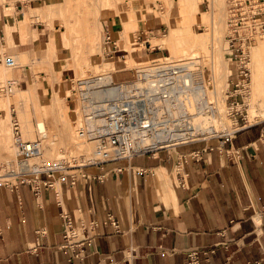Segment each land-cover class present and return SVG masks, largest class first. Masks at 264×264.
<instances>
[{
    "label": "crops",
    "instance_id": "crops-1",
    "mask_svg": "<svg viewBox=\"0 0 264 264\" xmlns=\"http://www.w3.org/2000/svg\"><path fill=\"white\" fill-rule=\"evenodd\" d=\"M26 1L33 8L44 0ZM4 24L5 16L1 36ZM34 30L21 36V52L38 54L37 44L47 41ZM121 50L114 57L129 54ZM212 144L200 160L181 165L182 181L176 162L203 144L135 156L120 172L105 167L102 180L98 168L76 167L52 175L38 195L27 184H0V264H185L193 249L214 250L199 264H264V118L245 123L225 145L238 156ZM61 212L87 225L81 260L68 261ZM109 213L120 233L103 224Z\"/></svg>",
    "mask_w": 264,
    "mask_h": 264
},
{
    "label": "rangeland",
    "instance_id": "rangeland-1",
    "mask_svg": "<svg viewBox=\"0 0 264 264\" xmlns=\"http://www.w3.org/2000/svg\"><path fill=\"white\" fill-rule=\"evenodd\" d=\"M110 1L51 0L45 2L44 0L32 2L31 6L35 8H29L30 3L26 0H0V17L5 16V24L3 26L5 32L3 36L0 35V38L2 37L0 59L3 60L5 56H10L16 61V67L14 68L6 67L0 61V120L4 118L5 122L3 124H6L5 136L0 143V175L2 166L17 157L12 137L11 122L13 118L17 119L24 139H39L41 141L43 162H40V164L46 163V167L60 165L59 168L52 171V175L55 177L60 173L69 172V170H73L76 166L86 162L93 145L90 143L81 145L85 141L82 137H77V132L83 124L82 110L75 97L71 94V89L76 88L78 80L106 73H110L111 77L114 73L113 77L115 80L129 78L130 72L128 70L117 72L124 68L123 59H129V62L133 65L132 68H134L161 56L180 58L171 56L168 49L164 47L165 35L170 28L176 30V41H184L189 35L191 39L192 34L194 41L200 42L205 46L206 51L210 54L212 49L211 25L216 10L218 12L215 1L189 0L193 3L191 12L187 11L186 0H142L139 4L142 3L143 6L138 11L136 7L135 9H129L130 7L126 2L121 3L120 1V3H116L119 11L116 16H113L114 14L110 12ZM227 1L222 0L221 3L224 4V7L222 4L219 6L222 10L225 9V16H223L226 19L224 20L226 22L223 23V27L225 26L223 28V39L225 42H227L229 32ZM27 7L29 10H26ZM7 10L11 14L7 13ZM132 13H135L134 17L132 15H130L132 17H129L128 15ZM166 18L168 19L166 20ZM6 20L11 22L9 27H6ZM96 21L97 25L92 26L88 39L87 29ZM67 23H69V27ZM31 28L35 29L32 32L34 34L37 31L44 32V38L47 40L42 43L38 42L39 44L36 43L40 49L38 54L23 53L21 52L22 47H18V43L23 41L21 36L26 35ZM106 30H110L115 36L117 47L129 52L126 57H121L120 59V57L106 56V53L110 52L109 45H106L103 39V32ZM136 36H139L140 39L134 41ZM257 37L264 40V35ZM154 38L162 41L157 42ZM146 39H148V44L140 46L139 42H143L142 40ZM228 52L230 55L229 50ZM191 53H197L204 57L202 50H190L188 55L190 56ZM205 62L209 63L207 60ZM228 65H230V62ZM248 67L252 74L249 65ZM207 68L205 67L204 70L206 78L211 74L210 69L208 68V70ZM230 73L229 69V75ZM63 81L67 84L68 89L66 90L62 88L61 84ZM50 82L52 84L51 87ZM50 88L51 90H49ZM247 88L245 98L243 96L244 91L240 92L243 96V101L250 100L251 88L248 85ZM9 89H12V92ZM209 89L211 94L215 90L217 95L225 91V89L221 92L213 88ZM48 105L54 110L50 109ZM61 107L66 108L67 119L76 123V129L73 134L76 133L74 134L75 142L77 144L80 143L81 147L79 146L74 152L71 147L65 146L60 138L63 134V125L61 124L65 120ZM76 109L79 112L77 118L74 115ZM238 109L242 110V117L245 119L240 121L239 124L244 121L247 124L263 119L264 91L261 97L256 98L254 110L250 111L251 108L248 105H243ZM46 111L49 113L48 117L45 115ZM53 117H55L54 122ZM39 121L44 122L46 127L44 135L37 131L36 125ZM53 124L55 131L58 133L56 137L59 139L55 152L52 150L53 145L49 139L50 133L48 132L49 134L45 135L47 131H51V125ZM233 126L237 127V125ZM6 149L7 152H5ZM67 167L70 168L66 169ZM45 175L46 173H43V176Z\"/></svg>",
    "mask_w": 264,
    "mask_h": 264
},
{
    "label": "built area",
    "instance_id": "built-area-1",
    "mask_svg": "<svg viewBox=\"0 0 264 264\" xmlns=\"http://www.w3.org/2000/svg\"><path fill=\"white\" fill-rule=\"evenodd\" d=\"M227 2L229 28L227 44L230 50L228 63L230 62L231 73L227 80L228 91L225 94L224 106L230 127L222 125L223 120L220 118L217 103L204 93L203 57L197 53L180 58L161 56L134 68L117 71L128 70L129 78L115 80L113 73L111 77L113 84L119 89L114 100H107L102 104L96 103L91 92L96 87L104 86V82L96 84L97 78L105 79L103 74L77 81L76 88L71 89V94L82 110L83 125L79 128V134L92 140L94 147L86 162L76 167H96L101 171L96 178L102 180L108 173L104 172L105 167L109 166L112 171L120 172L123 165L135 156L154 155L161 150L172 151L180 146L203 144L202 149L190 151L176 162V170L182 181L185 175L180 174L181 165L187 159L200 160L204 150H212L215 147L213 141L217 142L227 155L238 156V151L224 147L245 124V121L239 124L240 121L245 120L242 117V110L238 109L243 106V103L240 104L243 102L240 92L250 81L251 71L248 67L250 55L247 51L250 36L264 35V0H228ZM103 39L110 48L106 56L114 57L117 53L125 52L117 47L115 36L110 30L103 32ZM136 39L139 40V36H136ZM142 41L145 45L148 44L147 40ZM0 61L6 67H13L15 64L10 56H5ZM206 79V86L209 87V77ZM204 101H208L213 108L216 120L215 131L208 136L202 134L199 120L197 124L194 123L192 112L195 111V115L201 118ZM97 115L102 116L103 120L96 124L97 120H100ZM11 125L18 159L2 166L0 184L10 186L27 184L35 195H38L42 187L51 186L53 172L29 164V160L40 152L41 141L24 139L17 119L13 118ZM156 136H164V138L157 140ZM176 138L179 139L170 141ZM68 168L70 167L66 169ZM43 173L46 175L43 176ZM70 178L73 183V176ZM61 218L64 225L62 246L70 251L68 261L81 260L86 255L83 234L87 225L82 222L75 225L71 217L63 212ZM106 223L115 233L122 231L113 213L107 215L106 220L103 221V224ZM93 225H95L94 221L90 222L89 227ZM212 253H214L213 249L189 250L186 252L185 264H199L201 255ZM249 264L261 263L255 261Z\"/></svg>",
    "mask_w": 264,
    "mask_h": 264
},
{
    "label": "bare ground",
    "instance_id": "bare-ground-1",
    "mask_svg": "<svg viewBox=\"0 0 264 264\" xmlns=\"http://www.w3.org/2000/svg\"><path fill=\"white\" fill-rule=\"evenodd\" d=\"M102 1L104 2V0H102ZM120 1H121V3L126 2L128 4V6L130 7L129 9H135V7H136L137 11L139 10V8H141L143 6L142 3L139 4V2L142 0H111L110 1V8H111L110 12H112L114 14L113 16H116L119 13L118 6L116 5V3L118 4V3H120ZM212 1L213 2L215 1L214 3L217 5L218 12L216 10V14L214 15V19H213L212 25H211L212 49H211L210 54H208V52L206 51L205 46H203L200 42L194 41L192 34H191V39L189 38L190 35L188 34L189 35L188 38H185L184 41H176V38H175V36H176L175 31L176 30L172 29V28L167 30L168 33L165 35V39H164L163 44H164L165 49H168L171 56H174V57L187 56L189 54L190 50H196L197 49V50H202V52H204L203 53L204 57H203V61H202L203 62V68L208 66V68L210 69V73H211L210 74L211 76L209 75V77H210L209 83L211 86H209V87L206 86L207 79H206L205 75L202 77L203 83L205 85L204 93H206L207 97H209L210 100H213L217 103V108L220 111V118H221V120H223V121H221L222 125L224 127L229 128L230 124L226 120L227 113H226V108L224 106L225 94L228 91L227 80H228L229 69H230L229 65H228V58L230 56L229 52H228L229 48H228L227 42H225L223 39V35H224L223 28L225 27V26L223 27V23L226 22V21H224L226 19L223 18V16H225V12H224L225 9L222 10L221 8H219L220 4H222L221 3L222 0H212ZM223 3H224V1H223ZM192 4L193 3H191L189 0L188 1L186 0V7H187L188 12H191ZM222 6L224 7V4H222ZM6 12L10 13L9 10H7ZM134 14L135 13H132V14H129L128 16L134 17ZM130 15H132V16H130ZM226 15H227V13H226ZM167 19L168 18H166V20ZM10 23H11L10 20H7L6 27H9ZM21 24L23 25V22ZM95 24L97 25V21L95 23H93L91 26H89L87 29V33H88L87 38L88 39L90 37V31H92L91 30L92 26H94ZM67 26L69 27V23H67ZM97 28H98V26H97ZM184 35H186V34H184ZM257 36H260V34H256L255 36H250V43L247 47V51L249 52V54L251 56L249 66L252 70V74L250 75L251 81H249L246 84L245 89L243 90L244 91L243 96H244V98L246 97L245 91H247V89H248L247 85L250 86V88H251V92H250L251 95L249 94L250 100L243 101V105H245V106L248 105L251 108L250 111L254 110L256 98L261 97V94L264 91V40L259 39ZM154 39H156L157 42L162 41L158 38H154ZM197 40L199 41V39H197ZM134 41H137V39ZM202 42H204V41H202ZM139 45L140 46L145 45L144 41L139 42ZM206 60H207V62L209 61V63H208L209 65L205 62ZM129 61H130L129 59L128 60L123 59L122 63H123L124 68H132L133 67L132 63H130ZM14 63L15 64L12 68L16 67V61L15 60H14ZM110 75H111L110 73L103 74L102 76H104V78H105L104 80H99L98 78L96 79L97 85H98V82L99 83L104 82L103 87H99V88L96 87V88L92 89L91 94H92L93 98L95 99L96 103L102 104L104 101L114 100L119 88L117 87L116 84H113V80L110 78L111 77ZM100 78H102V77H100ZM51 85L52 84L50 82V87H51ZM209 88L216 89L218 92H221L225 88L226 89H225V91H222L219 95H217L216 94L217 92H215V90H213L214 92H212V94H211ZM250 88H249V91H250ZM9 90H11V92H12V89H9ZM49 90H51V88ZM48 106H50V105H48ZM58 108H60V107H58ZM50 109L54 110L51 106H50ZM61 111L64 113L63 117L65 120L64 121L62 120L64 122L63 124H61V125H63V127H62L63 134L61 135L60 138H61L62 143L65 146L71 147L72 151L74 152L80 146L79 145L80 143L77 144L75 142L74 134H76V133L73 134L74 130L76 129V123H75V121L71 120L72 121L71 122L67 119L66 108L61 107ZM192 112L194 113V115H193L194 123L197 124L198 120H199V123H201V125H202V132H203L202 134L204 136H208L215 131L216 120H215V115H213L214 110L212 107H210V105L208 104V101H204V103H203V115L201 118H200V116L195 115V111H192ZM55 113H56V111H55ZM74 113H75L74 114L75 117L77 118L78 113H79V112H77V109H76V112H74ZM45 115H46V117H48V115H49L48 111H46ZM98 117H100L99 118L100 120H97L96 124L103 120L102 116H98ZM54 118L55 117H53V122H54ZM4 122H5V120H4V118H2L0 120V143H1V140L4 139L5 131H6V127H5L6 124H3ZM49 123H51V122H49ZM53 126H54V124L51 125V131H47V133H45V135L50 133L49 139L51 140L52 145H53L52 150H53V152H55L56 151L55 147H56V144L58 143L59 139H57V137H56L58 135V133L55 131V129H54L55 127H53ZM19 128H20V125H19ZM36 128H37L38 133L44 135V131L46 130L44 122H42V121L37 122ZM20 130H21V128H20ZM49 130H50V128H49ZM22 136H23V133H22ZM77 137H82V139L85 141V142L81 143V145L86 144V143H88V144L90 143L94 147L93 141L90 139H87V136H80L79 130L77 132ZM156 137H157V140H162L164 138V136H162V137L156 136ZM23 138H24V136H23ZM178 139L179 138H176V140H170V141H177ZM7 141H9V140H7ZM156 143H158V142H156ZM14 145H15V143H14ZM83 146H85V145H83ZM2 147H1V149H2ZM93 147H92V150H93ZM2 150H4V149H2ZM15 151H16V156H17L15 160H17L18 154H17L16 146H15ZM172 151H174V150H172ZM5 152H7V149ZM90 155H91V153H89L88 157ZM34 160H36V162H34ZM29 161H30L29 164H31V165L35 164L38 167L42 166L41 168H43V166H44L43 169L52 170V171L54 169H57L60 167L59 164L55 165L56 167H46L45 166L46 163L40 164V162H43V160H42V146H40V152L37 155H35L34 157H32Z\"/></svg>",
    "mask_w": 264,
    "mask_h": 264
}]
</instances>
